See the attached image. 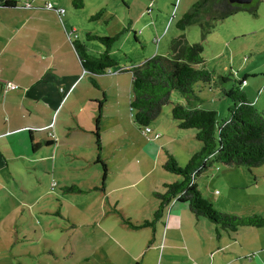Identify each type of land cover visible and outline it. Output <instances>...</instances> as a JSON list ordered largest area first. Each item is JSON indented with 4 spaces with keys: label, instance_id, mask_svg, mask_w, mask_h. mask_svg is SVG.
I'll return each instance as SVG.
<instances>
[{
    "label": "crops",
    "instance_id": "1",
    "mask_svg": "<svg viewBox=\"0 0 264 264\" xmlns=\"http://www.w3.org/2000/svg\"><path fill=\"white\" fill-rule=\"evenodd\" d=\"M15 1L13 7L0 6V255L3 250H8L9 244L25 243L23 235L28 224L23 216L25 207L30 216L35 213L34 208L43 211L39 207V198L44 197L47 191L41 192L40 173L34 172L33 168L41 167L46 174L54 176L57 169L63 172V169H70L73 165L81 168L86 162L92 161L96 152H93L92 135L98 101L102 99L103 104L107 98L118 100L124 97L125 105L129 107L131 94L129 78H122L114 72L95 75L99 88L91 85L83 74L72 45L73 35L76 34L78 39L79 35L73 26L68 29L65 24L72 23L71 18L67 16L65 22L62 21L65 10L62 14L58 12L63 7L54 3L47 4L44 0ZM62 1L75 7L72 0ZM124 3L128 8L131 7L129 2ZM100 4L97 3V6ZM138 6L139 14L136 18L139 20L144 13L147 14L148 9L144 0ZM99 10L103 14L106 12L103 7ZM102 19L103 16L97 22ZM129 23L133 24L131 19ZM86 47L92 53L101 50L100 45L92 49L93 45L86 43ZM168 53L167 49L163 55ZM142 58L138 64L146 59L144 56ZM129 67L118 65L116 69L126 70ZM7 81L18 87L4 91V83ZM202 100L193 91L189 96V105L203 106ZM184 101L181 96L174 103ZM120 104L118 102L113 110L117 112L114 122H119L122 116L124 108ZM64 107V112L58 116ZM157 128L159 126L155 122L150 127V133ZM135 129L132 128L130 132L123 130V142L120 139L121 133L113 136L110 141L112 150L106 157L103 152L107 145L103 144V139L100 142V157L106 165L108 162H116L113 174L105 176V189L102 190L104 195H108L104 196L100 211L102 216L107 215L113 220L100 228L109 232L104 233L107 237L103 241L104 264H264V228H241L230 236L221 233L216 237L213 224L206 222L204 217L195 218L183 202L171 201L162 216L151 226L133 229L125 223V220H130L124 216H130L128 214L131 213L126 212L125 208L133 210L139 206V209L144 210L146 214L143 216L146 219L132 222L139 224L143 220H151L147 214L153 215L158 205V200L150 193L147 198L132 197L134 202L129 198L124 202L117 197L112 200L110 198L111 193L122 187L117 181L120 174L122 179L132 177V159L126 153L130 154L134 149L128 148V152L121 153V147L128 144V147L134 148ZM182 154L184 160H188L186 158L191 153L184 149ZM111 155L114 159L109 161ZM26 174L31 177L30 180L34 175V187L25 188L28 178ZM173 179L175 181L179 178ZM127 185L124 183L123 186ZM151 186L153 190L159 187L157 182ZM3 200L6 203H2ZM45 212L50 215L52 211ZM134 212L138 213V210ZM118 215L121 219L114 218ZM115 231L125 234L124 239L119 235V239H116L113 235ZM121 251L123 255L117 257Z\"/></svg>",
    "mask_w": 264,
    "mask_h": 264
},
{
    "label": "rangeland",
    "instance_id": "2",
    "mask_svg": "<svg viewBox=\"0 0 264 264\" xmlns=\"http://www.w3.org/2000/svg\"><path fill=\"white\" fill-rule=\"evenodd\" d=\"M44 1L47 4L54 3L56 6L63 7L65 13L61 18L62 21L65 22L67 16L71 18L72 23L65 24L67 28L73 26L81 40H85L84 36L87 32L98 35H113L120 32L117 40L112 44L110 53L118 63L117 66L111 68L112 72H115L118 65H137L143 56L148 58L154 54L163 55L167 49L169 51L170 41L178 33L175 21L196 0H144L148 10L147 14L144 13L139 20L136 17L139 14L138 5L141 0H82L81 8H75L69 3L65 4L62 0ZM124 1L129 2L131 7L128 8ZM255 1L258 3L255 12L240 10L217 19L204 37H201L200 27L196 23L189 25L183 31L188 43H202L204 68L216 71L221 74L220 76L228 78L226 81L217 79L215 83L192 87V91L203 98L201 102L203 106L216 110L218 123L229 116L228 106L231 103L230 99L223 95L222 88L228 89L238 82L247 99L263 113L264 117V0ZM97 3H101V6H97ZM101 7L106 11L102 21L89 20V16ZM129 19L133 22L132 25ZM85 43L93 45L92 49L99 45L96 41H85ZM117 75L129 78L128 85L130 86L129 72L124 71ZM179 97L181 96L177 91L171 92L168 102L162 106L158 117L149 124L151 127L156 122L159 131H153L149 136L144 135L133 122L132 112L125 105L124 97L118 100L114 97L107 98L104 105L102 104L98 135L99 142L103 139V144L107 145L103 152L105 157L112 150L110 141L113 136L121 133L120 139L123 142V130L130 132L132 128H137L135 129L134 148L128 147L130 146L128 144L121 147V153L128 152V148L134 149L130 154L126 153L132 159L130 164V169H133L132 177L122 179L120 174L117 181L122 187L117 192L111 193V200L117 197L124 202L132 197L147 198L148 194L152 196L154 191L164 192L165 184L179 177L163 169L162 165L168 155H171L179 166H184L188 160H184L183 150L190 151L191 154L186 158L188 159L200 148V142L194 137L195 129H181L177 126V121L171 117V107ZM118 102L124 109L120 121L114 122L117 119V112L114 113L113 110ZM64 110L65 107L58 116H61ZM92 137L93 152H96L93 160L86 162L84 167L77 168L73 165L70 169H63V172L57 169L54 176L46 174L41 167L33 168L34 172L40 173L41 192L47 191L44 192V197L39 198V207L43 211L34 208L35 213L30 216L25 207L23 216L28 221L23 235L25 243L9 244L8 250H3L0 255V264L106 263L103 241L107 240L104 233L109 232L102 231L100 228L104 223H111L110 221L113 220L107 215L102 216L100 211L104 196L108 194L102 193L106 179L102 181V167L95 159L98 156L105 164V176L113 174L116 162H108L106 165L105 160L100 157V146L99 148L96 146L95 134ZM112 156H109V161L114 159ZM25 177H28L25 181V188L34 187L32 182V180L35 181L34 175H32V180L27 174ZM156 182L159 187L153 190L154 187L151 185ZM196 182L198 189L203 196L209 199L214 209L239 216L257 214L264 217V164L247 168L214 163L197 177ZM50 183H55V185L52 186ZM124 183L128 185L123 186ZM72 184L78 188V191L63 189ZM33 194H35L34 190ZM2 203H6V200ZM125 209L126 212L131 213L128 214L130 216L124 217L131 222L146 219L143 216L146 213L143 209H139V206L133 210ZM136 210L138 213L134 212ZM45 211L52 212L48 215ZM147 215V218H152V214ZM118 217L114 218L121 219L119 215ZM204 220L210 223L208 219L204 218ZM121 234L122 232L119 231L113 233L116 239L119 237L124 239L125 234L120 236ZM119 255H123V251L117 254V257ZM86 257H89V260H86Z\"/></svg>",
    "mask_w": 264,
    "mask_h": 264
},
{
    "label": "trees",
    "instance_id": "3",
    "mask_svg": "<svg viewBox=\"0 0 264 264\" xmlns=\"http://www.w3.org/2000/svg\"><path fill=\"white\" fill-rule=\"evenodd\" d=\"M15 0H0V6L13 7ZM75 7L82 6V0H72ZM257 1L249 4L230 3L227 0H196L188 10L175 21V34L169 44L168 55L154 54L140 64L128 69H120L131 74V94L129 109L133 122L142 130L149 127L160 114L162 106L168 102L172 91L184 97V102L173 103L171 117L177 121L181 129H195L194 137L200 142V148L194 152L184 166L168 155L162 167L164 170L179 175V179L165 184V191H154L152 196L158 200L151 220H143L139 224L125 220L133 229L151 226L162 216L165 207L173 200L187 204L189 212L195 217H204L214 226V233L231 235L241 228H264V217L257 214L239 216L233 213L218 211L198 189L196 179L214 163L226 166L258 167L264 164V117L256 106L250 102L241 89L240 82L228 89L222 88L224 96L230 99L229 116L217 122L215 109L201 105L190 106L189 96L192 87L209 84L215 81H226V76L203 67V45L201 42L188 43L183 31L192 24H198L200 35H204L220 18L229 16L236 11L255 12ZM103 16L99 10L89 16L97 20ZM106 20V19H105ZM120 32L113 35L85 33V40L76 36L72 40L83 74L95 88H99L95 75L107 73L108 69L117 66V60L110 55L112 44ZM85 41H96L101 50L92 53ZM197 65H201L199 68ZM112 71V70H111ZM118 71L116 73H118ZM197 97V96H196ZM102 99L98 101V113L95 117L94 134L96 146L99 148L98 121L100 118ZM150 129V127H149ZM151 130V129H150ZM102 167V181L105 180V164L97 156L95 159ZM78 191L72 184L63 188ZM138 264V263H135Z\"/></svg>",
    "mask_w": 264,
    "mask_h": 264
},
{
    "label": "built area",
    "instance_id": "4",
    "mask_svg": "<svg viewBox=\"0 0 264 264\" xmlns=\"http://www.w3.org/2000/svg\"><path fill=\"white\" fill-rule=\"evenodd\" d=\"M58 12L60 14H62L64 12V9L63 8H59L58 9ZM73 37L75 38L76 37V34L73 35ZM118 71V70H117ZM117 71H115L114 73H116ZM108 74H111L113 73L111 70L108 69L107 71ZM18 86L16 84H14L13 82H10V81H7L4 83V91H7V90H12V89H16ZM143 132L144 135L148 136V134L150 133V129L149 127H145L141 130ZM51 137L53 135H50ZM55 185L54 183H52V186Z\"/></svg>",
    "mask_w": 264,
    "mask_h": 264
},
{
    "label": "water",
    "instance_id": "5",
    "mask_svg": "<svg viewBox=\"0 0 264 264\" xmlns=\"http://www.w3.org/2000/svg\"><path fill=\"white\" fill-rule=\"evenodd\" d=\"M230 3L249 4L252 0H227Z\"/></svg>",
    "mask_w": 264,
    "mask_h": 264
}]
</instances>
